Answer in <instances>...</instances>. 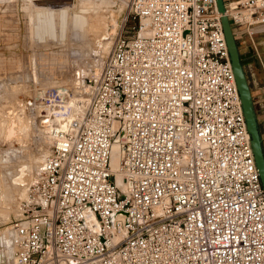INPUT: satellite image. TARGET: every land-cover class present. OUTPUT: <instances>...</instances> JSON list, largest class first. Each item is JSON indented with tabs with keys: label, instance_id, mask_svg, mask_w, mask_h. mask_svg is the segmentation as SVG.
<instances>
[{
	"label": "built area",
	"instance_id": "obj_1",
	"mask_svg": "<svg viewBox=\"0 0 264 264\" xmlns=\"http://www.w3.org/2000/svg\"><path fill=\"white\" fill-rule=\"evenodd\" d=\"M224 7L264 128V0ZM220 15L216 0H128L136 22L90 91L35 90L50 149L0 264H264V189Z\"/></svg>",
	"mask_w": 264,
	"mask_h": 264
},
{
	"label": "rangeland",
	"instance_id": "obj_2",
	"mask_svg": "<svg viewBox=\"0 0 264 264\" xmlns=\"http://www.w3.org/2000/svg\"><path fill=\"white\" fill-rule=\"evenodd\" d=\"M127 3L0 0V263L13 262L5 233L50 149L43 126L51 121L31 109V96L59 84L88 92L121 26L136 22L124 20Z\"/></svg>",
	"mask_w": 264,
	"mask_h": 264
},
{
	"label": "water",
	"instance_id": "obj_3",
	"mask_svg": "<svg viewBox=\"0 0 264 264\" xmlns=\"http://www.w3.org/2000/svg\"><path fill=\"white\" fill-rule=\"evenodd\" d=\"M218 11L221 13L220 19L226 39L229 57L239 92L241 106L245 117L247 130L250 136L251 147L255 163L259 172L261 185L264 189V146L261 130L255 112L251 88L244 70V66L239 54V50L234 38L228 16L225 12L224 0H216Z\"/></svg>",
	"mask_w": 264,
	"mask_h": 264
},
{
	"label": "bare ground",
	"instance_id": "obj_4",
	"mask_svg": "<svg viewBox=\"0 0 264 264\" xmlns=\"http://www.w3.org/2000/svg\"><path fill=\"white\" fill-rule=\"evenodd\" d=\"M147 23H148V19L147 18H142L141 19V28H140V32L141 33H144V32H146L148 30L147 29ZM94 85L95 84H92L91 85L92 88L94 87ZM7 131H8V133H7V140L8 141H11V139L15 140L16 137H14V135L12 133V129L9 128ZM45 136L47 137V135H45ZM121 150H122V148H121L120 143L113 142L112 149H111V161H110V166H111L112 169H117L118 166H119V156L121 154ZM116 181H117L118 184H122L123 183L122 178H121V175H120L119 172H116ZM4 238L6 239V241L8 240L7 235H5Z\"/></svg>",
	"mask_w": 264,
	"mask_h": 264
},
{
	"label": "crops",
	"instance_id": "obj_5",
	"mask_svg": "<svg viewBox=\"0 0 264 264\" xmlns=\"http://www.w3.org/2000/svg\"><path fill=\"white\" fill-rule=\"evenodd\" d=\"M257 38L260 40V45H259V49L261 52H264V30H260L257 34ZM249 59L252 61L253 67L256 71V75L258 77V79L260 80V82H263V70L259 64L258 59L255 56H251L249 57ZM261 128V135H262V141H263V146H264V128Z\"/></svg>",
	"mask_w": 264,
	"mask_h": 264
}]
</instances>
